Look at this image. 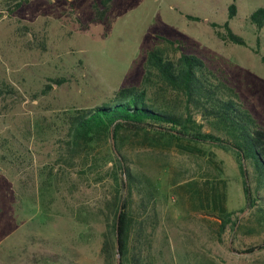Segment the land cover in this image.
<instances>
[{"label":"rangeland","instance_id":"rangeland-1","mask_svg":"<svg viewBox=\"0 0 264 264\" xmlns=\"http://www.w3.org/2000/svg\"><path fill=\"white\" fill-rule=\"evenodd\" d=\"M14 3L0 0V264H103L99 211L112 193V164L99 161L94 171L56 165L63 119L113 101L120 88L140 86L153 48L173 59H201L264 128V28L250 22L264 0H114L103 19L94 13L99 0H28L8 12ZM225 23L245 46L216 36L211 24ZM102 145L93 157L101 159L116 142L111 136ZM120 145L130 168L158 190L154 264H264V249L245 252L264 245V229L254 222L247 223L252 234L218 235L220 202L233 221L251 213L230 150L126 133ZM242 165L254 188L251 167ZM49 176L56 182L45 187Z\"/></svg>","mask_w":264,"mask_h":264},{"label":"trees","instance_id":"trees-1","mask_svg":"<svg viewBox=\"0 0 264 264\" xmlns=\"http://www.w3.org/2000/svg\"><path fill=\"white\" fill-rule=\"evenodd\" d=\"M12 1L15 3L10 5L12 8L8 12L28 2ZM113 1L99 0L93 6L97 19L104 18ZM235 13L232 4L228 8V18H233ZM250 22L258 30L264 28V8L255 10L250 15ZM211 26L223 43L245 46L244 40L231 31L228 23ZM261 62L264 65V57ZM144 68L140 86L120 88L109 103L69 113L63 119L65 136L58 142L60 151L56 165L73 167L80 163L82 167L91 166L89 171H94L99 168V161H103V166L112 164V193L99 211L104 225L100 247L103 264H115V256H119V264H154L151 250L158 224V190L130 168L120 145L123 133L146 135L155 142L167 144L210 142L230 150L239 162L243 178L244 210H251V213L248 221L237 218L233 221V214L220 202L217 207L221 222L218 235L222 236L228 230L252 234L255 229L247 223L253 222L264 229V195L259 197L264 189V128L239 104L234 89L218 80L201 59L186 54L173 59L162 48H153L147 53ZM195 116L207 123L212 132H202V124ZM111 136L116 142L115 149L103 151L101 159L93 157L95 151L105 150L102 144L110 141ZM90 158L93 162H89ZM243 161L255 175L254 188L249 185V173L243 168ZM53 169L50 168L49 174ZM55 180L49 176L43 185L51 187ZM211 203L218 204L214 198ZM263 249V244H257L245 252Z\"/></svg>","mask_w":264,"mask_h":264},{"label":"water","instance_id":"water-1","mask_svg":"<svg viewBox=\"0 0 264 264\" xmlns=\"http://www.w3.org/2000/svg\"><path fill=\"white\" fill-rule=\"evenodd\" d=\"M119 213H120V211L118 212V216H119ZM119 256H117V264H119Z\"/></svg>","mask_w":264,"mask_h":264}]
</instances>
